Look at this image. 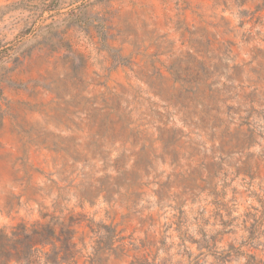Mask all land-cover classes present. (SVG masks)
<instances>
[{"label": "rangeland", "instance_id": "1", "mask_svg": "<svg viewBox=\"0 0 264 264\" xmlns=\"http://www.w3.org/2000/svg\"><path fill=\"white\" fill-rule=\"evenodd\" d=\"M47 226L52 243L22 242ZM9 249L264 264V0H0Z\"/></svg>", "mask_w": 264, "mask_h": 264}, {"label": "trees", "instance_id": "2", "mask_svg": "<svg viewBox=\"0 0 264 264\" xmlns=\"http://www.w3.org/2000/svg\"><path fill=\"white\" fill-rule=\"evenodd\" d=\"M48 10H55L57 9V7H53L51 5L46 7ZM55 229L52 226H47V228H45L44 230H38V231H34L33 234H27L25 235V240H23L22 242L27 241V245L28 247L31 249H33L36 245L38 244H42V245H47L49 243H52V241L54 240L55 236ZM22 249H17L16 253H13L12 250L9 249L8 253H7V258L6 261L0 264H9V262L12 259L17 260L18 262L21 260L20 255L21 254ZM29 264V263H28Z\"/></svg>", "mask_w": 264, "mask_h": 264}]
</instances>
